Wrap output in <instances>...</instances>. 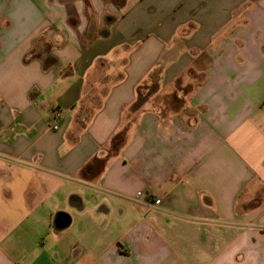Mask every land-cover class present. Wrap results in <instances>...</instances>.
I'll return each instance as SVG.
<instances>
[{"label":"crops","instance_id":"1","mask_svg":"<svg viewBox=\"0 0 264 264\" xmlns=\"http://www.w3.org/2000/svg\"><path fill=\"white\" fill-rule=\"evenodd\" d=\"M0 264H264V0H0Z\"/></svg>","mask_w":264,"mask_h":264},{"label":"built area","instance_id":"2","mask_svg":"<svg viewBox=\"0 0 264 264\" xmlns=\"http://www.w3.org/2000/svg\"><path fill=\"white\" fill-rule=\"evenodd\" d=\"M61 118V114L59 111H53L51 115V120L49 122V128L52 130H56L58 128V122ZM160 204L159 199H153L151 196H149V203L148 206H158Z\"/></svg>","mask_w":264,"mask_h":264}]
</instances>
